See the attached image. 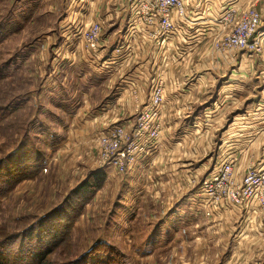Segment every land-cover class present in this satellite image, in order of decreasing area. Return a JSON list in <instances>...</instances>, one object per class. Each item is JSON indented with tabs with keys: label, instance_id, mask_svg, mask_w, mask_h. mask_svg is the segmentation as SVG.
Returning a JSON list of instances; mask_svg holds the SVG:
<instances>
[{
	"label": "rangeland",
	"instance_id": "1",
	"mask_svg": "<svg viewBox=\"0 0 264 264\" xmlns=\"http://www.w3.org/2000/svg\"><path fill=\"white\" fill-rule=\"evenodd\" d=\"M80 1L0 0V264H264V174L256 187L247 181L264 166V151L236 166L230 154L217 159L216 141L209 151L199 140L181 156L186 164L172 159L157 177L138 176L131 172L138 155L158 149L155 136L145 132L135 136L141 147L123 170L114 162L100 167V129L93 121L87 127L75 121L86 111L80 109L89 88L64 57L90 51L83 27L71 26ZM254 6L264 28V0H239L235 18L210 44L216 46ZM107 53L110 59L111 48ZM137 118L127 127L133 135ZM226 161L233 170L218 182ZM109 167L110 178L107 172L95 178ZM175 175L178 191H169ZM128 177L136 189L125 188ZM145 179L155 188L143 197L138 184ZM172 193L174 199L189 194L192 207L182 205L184 212L161 222ZM223 205L228 221L217 217Z\"/></svg>",
	"mask_w": 264,
	"mask_h": 264
},
{
	"label": "crops",
	"instance_id": "2",
	"mask_svg": "<svg viewBox=\"0 0 264 264\" xmlns=\"http://www.w3.org/2000/svg\"><path fill=\"white\" fill-rule=\"evenodd\" d=\"M77 7L80 13H75L77 18L71 24L74 28L79 29L92 20L105 23L98 53L88 51L86 56L72 53L71 57L64 54L66 66L73 69L76 77L83 78L82 85L89 88L88 93L85 92L88 96H85V104L79 105L81 111H86L76 114L78 126L79 119L84 127L93 121L100 132L117 124L127 128L135 122L131 121L132 116L134 120L147 103L153 85L159 80L164 84L159 133L154 137L157 141L154 146L158 149L138 155V164H134L131 172L157 177L168 170L172 159L177 165L186 164L180 161L181 156L184 152L188 154L191 142L199 140L209 151L216 141L217 159L230 154L237 157L236 166L245 165L241 159L248 161L262 156L264 144L259 145L264 141V55L247 54L240 49L220 51L210 44L212 38L225 29L214 26L213 20L221 13V0H191V17L197 21L184 23L176 19V24L183 26L184 35L171 36L164 44L148 36L150 25H141L139 31L131 32L128 0H81ZM111 28H116L115 34L107 32ZM110 48L113 56L109 59ZM120 51L121 55L116 57ZM109 64H113L112 67ZM76 85L82 87L79 81ZM241 99L246 100L239 108ZM234 108L236 112L229 114ZM84 127L79 131L82 137ZM216 127L218 133L213 135ZM202 147L195 146L196 153L199 150L202 153ZM110 171V167L104 171L108 173L107 178L113 172ZM176 179L177 175L170 183L171 188H165L178 191ZM144 181L143 184L138 182V189L146 192L143 195L146 197L150 194L147 191L155 187L147 179ZM123 183L128 190L136 189L130 177ZM185 186L189 187L187 181ZM173 194L165 199L169 210L161 222L170 221L175 213L191 206L189 194L175 199ZM224 205L219 208L217 217L228 221L229 207Z\"/></svg>",
	"mask_w": 264,
	"mask_h": 264
},
{
	"label": "built area",
	"instance_id": "3",
	"mask_svg": "<svg viewBox=\"0 0 264 264\" xmlns=\"http://www.w3.org/2000/svg\"><path fill=\"white\" fill-rule=\"evenodd\" d=\"M219 2V1H218ZM222 10L217 18L213 19L214 26H226L232 21L239 10V2L236 0H221ZM191 0H128V9L130 13L129 29L139 31L141 25L152 26L148 31V36L155 39L157 43L164 44L171 36H183V26L176 24V19L187 23L192 20L190 11ZM80 10L76 12L78 15ZM73 13L74 19L76 15ZM262 15L254 6L249 8L239 19L231 31L222 36L216 47L220 51L245 49L255 53L264 52V28H261ZM81 31L84 44L93 53H98L102 47V35L105 23L101 20H92L89 23L82 24ZM118 51L120 48L117 49ZM165 88L162 81L156 82L147 103L138 113L137 132L131 133L126 126L117 124L107 129H103L98 134L99 158L101 157V166L114 162L115 165L125 168L127 161L134 159L135 152L141 147L136 144L137 135L149 132L151 136H157L159 133L158 119L164 102ZM152 129V130H151ZM152 137V138H153ZM234 158V157H232ZM233 170V162L226 161L221 166V171L225 174L217 179L218 182L227 178L226 174ZM252 173L247 180L256 187L261 174H264V166ZM227 180V179H226ZM208 188V187H207ZM211 190V189H210Z\"/></svg>",
	"mask_w": 264,
	"mask_h": 264
},
{
	"label": "trees",
	"instance_id": "4",
	"mask_svg": "<svg viewBox=\"0 0 264 264\" xmlns=\"http://www.w3.org/2000/svg\"><path fill=\"white\" fill-rule=\"evenodd\" d=\"M95 175H96V177H95L96 179H99V178L102 179L103 175H105V174H104L103 170L98 169V171L95 173Z\"/></svg>",
	"mask_w": 264,
	"mask_h": 264
}]
</instances>
